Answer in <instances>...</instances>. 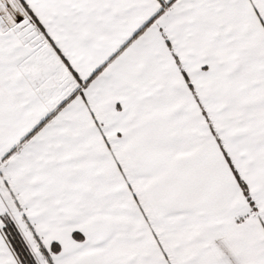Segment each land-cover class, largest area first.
I'll use <instances>...</instances> for the list:
<instances>
[{
	"label": "snow or ice",
	"instance_id": "1",
	"mask_svg": "<svg viewBox=\"0 0 264 264\" xmlns=\"http://www.w3.org/2000/svg\"><path fill=\"white\" fill-rule=\"evenodd\" d=\"M0 264H264V0H0Z\"/></svg>",
	"mask_w": 264,
	"mask_h": 264
}]
</instances>
